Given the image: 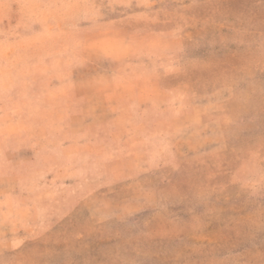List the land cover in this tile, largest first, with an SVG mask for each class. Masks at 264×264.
<instances>
[{"label": "rangeland", "instance_id": "obj_1", "mask_svg": "<svg viewBox=\"0 0 264 264\" xmlns=\"http://www.w3.org/2000/svg\"><path fill=\"white\" fill-rule=\"evenodd\" d=\"M0 264H264V0H0Z\"/></svg>", "mask_w": 264, "mask_h": 264}]
</instances>
